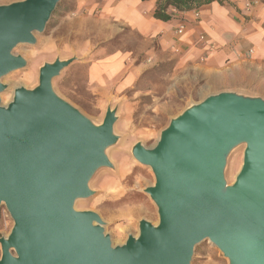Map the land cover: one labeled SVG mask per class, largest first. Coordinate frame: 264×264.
<instances>
[{
	"label": "water",
	"instance_id": "95a60500",
	"mask_svg": "<svg viewBox=\"0 0 264 264\" xmlns=\"http://www.w3.org/2000/svg\"><path fill=\"white\" fill-rule=\"evenodd\" d=\"M59 2L0 5V93L2 78L26 65L13 50L35 42ZM71 62L43 64L35 88L0 101V207L12 220L0 264H190L206 240L228 264H264V100L208 95L171 119L151 148L135 144L132 157L154 175L144 192L158 222L139 221L138 234L115 245L100 216L75 204L92 194L96 171L112 167L116 112L95 124L54 92ZM240 145L242 165L228 185L227 159Z\"/></svg>",
	"mask_w": 264,
	"mask_h": 264
},
{
	"label": "rangeland",
	"instance_id": "374dc122",
	"mask_svg": "<svg viewBox=\"0 0 264 264\" xmlns=\"http://www.w3.org/2000/svg\"><path fill=\"white\" fill-rule=\"evenodd\" d=\"M21 1V0H17ZM95 0H60L42 33L34 34L33 44H20L13 54L21 56L26 65L4 76L5 89L0 93L2 105L12 98L14 89H33L38 84L40 67L56 59L72 62L53 79L54 92L79 110L95 124H100L108 108L115 110L113 130L117 143L108 149L111 168H101L89 182L92 194L78 200L76 210L93 211L104 222V230L115 245L128 235L138 234V223L158 222L157 209L144 189L153 186L152 171L131 155L140 143L151 148L171 119L208 95L235 92L259 97L243 90H228L233 85L230 75L208 74L200 64L190 67L160 59L154 40L146 41L136 32L100 14ZM120 52V53H118ZM112 54L125 57L127 72L133 81L122 88L121 80L94 83L89 66ZM251 54L247 53L249 57ZM237 81V80H236ZM249 83L264 86V74ZM247 81L236 82V87ZM264 100L263 97H259ZM244 145L228 156L225 167L227 184L233 183L242 165ZM12 227L5 207H0V238ZM190 264H228V260L209 241L198 244Z\"/></svg>",
	"mask_w": 264,
	"mask_h": 264
},
{
	"label": "crops",
	"instance_id": "0c3cea01",
	"mask_svg": "<svg viewBox=\"0 0 264 264\" xmlns=\"http://www.w3.org/2000/svg\"><path fill=\"white\" fill-rule=\"evenodd\" d=\"M17 0H0L6 5ZM100 14L136 32L144 40H154L157 53L163 59L180 66L190 67L200 64L208 74L230 75L228 90H243L264 98V86L251 84L264 74V0L248 10L241 4L233 7L228 1L222 4L212 2L188 12L172 13L169 21L153 18L156 0H95ZM184 26L182 35L176 36L179 25ZM203 35L204 41L199 37ZM252 54L248 57L247 53ZM120 53V52H118ZM125 57L112 54L89 66L90 80L97 84L121 80L122 88L133 81L131 69L124 62ZM237 80V81H236ZM247 81L246 86L236 82Z\"/></svg>",
	"mask_w": 264,
	"mask_h": 264
},
{
	"label": "trees",
	"instance_id": "16d2710c",
	"mask_svg": "<svg viewBox=\"0 0 264 264\" xmlns=\"http://www.w3.org/2000/svg\"><path fill=\"white\" fill-rule=\"evenodd\" d=\"M215 1L221 4L224 2L223 0H156V9L153 13V18L166 22L170 20L172 15L169 9H173L176 12H188Z\"/></svg>",
	"mask_w": 264,
	"mask_h": 264
},
{
	"label": "built area",
	"instance_id": "2783aa9c",
	"mask_svg": "<svg viewBox=\"0 0 264 264\" xmlns=\"http://www.w3.org/2000/svg\"><path fill=\"white\" fill-rule=\"evenodd\" d=\"M223 1H228L233 7H237L238 4H241V6H243V9L248 10L250 8H253L255 6H258L262 0H223ZM184 32V26L183 25H179L176 30H175V35L179 36L182 35ZM200 41H204V36L201 35L199 37ZM249 54H252V51L249 50L248 51Z\"/></svg>",
	"mask_w": 264,
	"mask_h": 264
},
{
	"label": "bare ground",
	"instance_id": "6f19581e",
	"mask_svg": "<svg viewBox=\"0 0 264 264\" xmlns=\"http://www.w3.org/2000/svg\"><path fill=\"white\" fill-rule=\"evenodd\" d=\"M107 152H108V150H107ZM107 157H108V155H107ZM109 159V158H108Z\"/></svg>",
	"mask_w": 264,
	"mask_h": 264
}]
</instances>
